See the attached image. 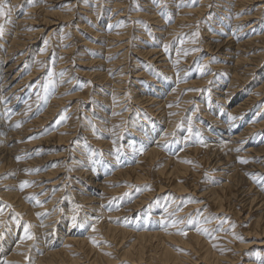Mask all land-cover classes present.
<instances>
[{
	"label": "bare ground",
	"instance_id": "1",
	"mask_svg": "<svg viewBox=\"0 0 264 264\" xmlns=\"http://www.w3.org/2000/svg\"><path fill=\"white\" fill-rule=\"evenodd\" d=\"M5 5L0 161L16 190L0 189V264H264V0ZM73 18L99 30L103 53L76 40ZM102 60L92 82L70 64ZM74 79L80 98L62 109ZM96 94L107 111L85 118L82 104ZM52 144L71 157L39 188L35 162ZM206 175L218 179L194 199ZM254 211L243 229L254 240L240 243L234 221Z\"/></svg>",
	"mask_w": 264,
	"mask_h": 264
},
{
	"label": "rangeland",
	"instance_id": "2",
	"mask_svg": "<svg viewBox=\"0 0 264 264\" xmlns=\"http://www.w3.org/2000/svg\"><path fill=\"white\" fill-rule=\"evenodd\" d=\"M15 15H18V14H15ZM76 22H78V24H79L78 26H76ZM105 24H106V22H105ZM35 26H38V24L35 25ZM152 26H155V25H152ZM156 27H159V26H156ZM60 28L61 27L58 28V30L56 31V33H55L54 36H60L59 35L60 34V31H61ZM72 31H76L75 32L76 33V40L78 39V42H81V41L84 40L85 41V45H88L90 47L93 46V44H97V46H100V49L98 51L100 53H103V50L102 49H104L103 42L105 41V39L103 37H101V36L98 37L97 34L96 35L94 34V31H99V30H97L94 27V25H92L91 23H89V21L86 20L84 22L81 19L78 20V18H73L72 19V27L70 29V32H72ZM46 33H47V31L45 33H42V35L45 36ZM134 38H135L134 35H132L130 37V39H132V40H134ZM79 40H81V41H79ZM41 43H42V41H39L37 43L36 48L39 47L41 45ZM116 50L117 49L113 50L112 52H109V54L107 53L106 54V57L107 58H109V56H112L113 57L116 54V52H117ZM2 53H5V52H3V49L0 50V54H2ZM198 53H199V55H198L199 57H201L202 55H205L206 54L205 48H203L202 50H200ZM92 55L94 56L95 54L92 53ZM76 61L78 62V60H76ZM73 62L70 63L71 64V67H73L72 70L73 71L74 70L79 71V69H81L83 72H87L88 75H87L86 78H84V77H81V78L79 77V78L80 79H83L84 81L87 80V78L88 79H91L90 82H92V81L95 80L96 75L94 76V74H95L94 71H96L95 69L98 66L97 64L105 66L104 63H103V60L101 62H99V63H93V65H90L89 64L88 66H83V65H81L79 63L77 65V64H74ZM6 63H8V64L10 63L9 60H8V58H7V60L4 59V61L1 62V64H6ZM66 68H68V67H66ZM15 70H17V69H15ZM90 73H91V76H90ZM78 75H80V73ZM189 80H190V78H188V80H186V81H189ZM74 84H76V80L75 79H74ZM81 85L82 84L77 83L76 85H72V86H70L69 89H67L66 91H64L63 96H62L63 99H66L68 97L71 98V99L64 102V105L62 106V109L67 110L66 109L67 107H70V106L73 105V102L70 103L71 100H76V99H79L80 98L79 92H80V89L83 87ZM186 86H188V85H186ZM184 89L185 90H189V88H184ZM184 94H185V92H184ZM97 95L98 94H96V98H97L96 100L93 99L92 96L90 95L89 98L87 97L86 101L83 102L82 105L84 106L83 107V111L85 112L84 113L85 114L84 115L85 118H88L91 115H94L95 116V113L98 112V110L101 113H105V111H107L105 109V107H103V104H101L100 102L97 101L98 100V96ZM202 95H204V93ZM193 98H196V97H193ZM88 99H89V102L87 101ZM89 105H90V107H89ZM104 106L108 107V104H105ZM191 107H193V106L189 105V107H187V108L190 109ZM257 108H258V106H255L254 107V110H252V113L255 112V111H257ZM189 113L190 112H188V113L186 112V115L188 116ZM77 115H81V111H78L77 112ZM147 117L148 118H151V116H149V115ZM53 121H55V120H53ZM199 123L201 125H203V123L201 121H199ZM83 127H84V125H82L81 122H80L79 123V127H78V129H79L78 130V135L76 136V139H78L79 137H81V134L79 136V133H81V131H83ZM95 129H97V128H95ZM125 131L128 132V133L131 132L130 131V128H128L126 130H123L122 131V135H121L122 138H127V134L125 133ZM101 132H103V131H101ZM179 133H180L181 136L184 135L185 132H183V126H182V129L180 127ZM202 133H204V132H202ZM29 136H31V135H29ZM28 137H26V138H28ZM101 148H102V146H100V145H94V150L100 151V154H101V150L104 151V149H101ZM64 149H65V146H63L62 144L61 145H56V146L52 144V145L46 147L44 149V151L40 154L39 159L35 162L34 170H36V173H37L36 175H42V176H45V177L44 178H37V181L42 182V184L39 185V188H41L44 185V182L43 181L50 182V181L54 180L53 178H55L54 176L58 172H62V171L56 170V168L59 166V163L60 162H63V160L68 161V159H70V157H71L69 151L68 152L66 151L64 153V151H65ZM93 157H94V154H93ZM1 165H2V163L0 161V189L1 190H4V191H12V190L14 191V190H16V184L13 182L14 181V176H13V174L10 173V171L12 170V168H10V166H8V165H2V166ZM221 166H224V165H221ZM159 167H161V165H158L157 168H159ZM209 168H207L205 170L206 172H208L206 174H209L210 173V171H208ZM214 170L216 171L217 169L215 168ZM94 172L97 173V170L94 171ZM49 173H51V174H49ZM58 174H60V175L59 176L57 175V178H59L63 173H58ZM57 178H55V179H57ZM202 179H205V180L202 181ZM217 179H218L217 175L201 176L200 179L197 181V186L195 187L194 194H196V195H194V199H202L203 198V195L202 196H199V194H202L201 192L204 190L205 187H209L211 185H214V183H215V181ZM78 181H80L79 182L80 183V186H79L80 188H86L87 187V184L83 183L79 179H78ZM124 183L125 182L123 180L114 181L111 184V186H110L111 191L109 192V195L114 196L116 198L118 196H121L119 194H121V191H123V185H124ZM74 186L75 185H73V184L71 185L72 189H73ZM114 192H118V194L117 195H112ZM128 192L129 191H126L125 194H127ZM41 193H40V191L35 192V190L33 189V191H32L31 194L32 195L38 194V196H39ZM195 196H199V197H195ZM200 204H201V202H200ZM255 213H256V211L249 213V215H247V218L244 219V220H240L239 219L237 221H234V223L237 222L235 224L237 226L236 231L240 235L239 236L240 243H246V244H248V243L251 242V240H254V237H252L250 235H247V234H245L246 237H244L245 235H243V234L245 232H244L243 229L247 228V225L249 224V222L254 218ZM241 215H242L241 216V218H242V217H244L246 215V213L241 212ZM131 217H135V215H132ZM118 218H120V217H118ZM58 241H59V238H54L53 239V243L54 244H57ZM56 247H59V246L57 245ZM254 247H255L254 245H251L249 247V249H252ZM242 259H240V260H242Z\"/></svg>",
	"mask_w": 264,
	"mask_h": 264
},
{
	"label": "snow or ice",
	"instance_id": "3",
	"mask_svg": "<svg viewBox=\"0 0 264 264\" xmlns=\"http://www.w3.org/2000/svg\"><path fill=\"white\" fill-rule=\"evenodd\" d=\"M5 9H6L5 0H0V20H2L6 16V14H7ZM2 28H3V25H2V23H0V31H2ZM164 47H165V51H167L168 46L165 45ZM51 75H52V73L50 72L49 73V76H51ZM61 75H63V73H61ZM50 83H52L51 80H49L48 83H46L44 85V88H45L46 91L48 90V85ZM17 126H19V125H17ZM178 127H179V125H178ZM241 162L242 163H247L248 161L241 160ZM27 185H28V182L27 181H24V182L21 183L20 187H21V189H23ZM72 219H73V223H75L76 217L74 216ZM189 223H191V221H189ZM27 227L28 226H25V233H26V235H27ZM199 230L200 231H203V232H207V229H199ZM27 238L31 239L32 237L31 236H28ZM93 243H95V241H93Z\"/></svg>",
	"mask_w": 264,
	"mask_h": 264
}]
</instances>
